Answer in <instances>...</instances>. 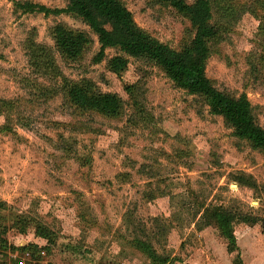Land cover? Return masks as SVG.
<instances>
[{
	"label": "rangeland",
	"instance_id": "rangeland-1",
	"mask_svg": "<svg viewBox=\"0 0 264 264\" xmlns=\"http://www.w3.org/2000/svg\"><path fill=\"white\" fill-rule=\"evenodd\" d=\"M32 1L50 7L67 3ZM121 1L139 27L172 48L179 49L192 36L188 19L170 5ZM224 17L228 16L215 13L213 21ZM229 19L231 26L211 46L206 74L220 90L244 92L264 128L261 18L246 11ZM56 23L89 31L75 16L15 12L10 0H0V98L16 99L18 111L30 118L29 127L13 123L17 134L0 132V200L8 205L2 212L8 217V230L0 264H15L28 252L21 247L29 243L48 246L35 249L26 264H156L134 239L165 257L164 264H185L195 256L241 261L257 243L264 259L260 221H236L240 247L229 249L216 225L201 217L205 207L222 204L263 219L264 154L237 138L221 116L209 112L202 97L175 86L147 59L128 56L125 70L114 73L107 60L122 52L108 47L103 60L95 62L99 44L92 33V44L80 58L65 59L51 37ZM30 35L51 48L64 75L88 78L96 89L119 95L121 113L106 117L68 103L58 83L30 65L25 46ZM32 83L55 90L38 96ZM129 85L134 87L127 90ZM133 97L142 108H134ZM138 109L152 120L144 125L137 118ZM66 146L74 152L68 154ZM239 173L251 175L256 186L237 182ZM16 214L48 226L54 241L34 235L32 224L19 232Z\"/></svg>",
	"mask_w": 264,
	"mask_h": 264
},
{
	"label": "trees",
	"instance_id": "trees-1",
	"mask_svg": "<svg viewBox=\"0 0 264 264\" xmlns=\"http://www.w3.org/2000/svg\"><path fill=\"white\" fill-rule=\"evenodd\" d=\"M10 1L15 12H41L44 15L64 13L79 18L87 25L89 31L71 29L63 23H56L51 28L55 48L65 59L80 58L86 47L92 44V33L99 44L98 51L93 57L95 62L103 60L108 47H116L122 52L107 60L108 68L114 73L120 74L125 70L128 56L151 61L175 86L189 94L202 97L209 112L221 116L225 124L232 128V133L237 138L246 141L252 148L264 154V128L257 122L253 105L247 95L244 92L234 95L229 91L218 89L206 74L207 60L212 51L211 46L220 39L221 31L231 26L229 16H239L250 11L256 17L261 18L259 33L264 37V0H192L191 2L157 0L172 6L190 23L192 36L179 49L170 47L139 27L131 11L121 0H67L63 7H50L32 0ZM215 13L228 17L214 22ZM33 32H35L34 29H32ZM25 46L33 70L43 77H51L53 82L58 83L63 96L76 109L94 111L106 117H116L121 113L122 100L119 95L96 89L95 84L88 78L74 80L64 75L56 66L51 48L36 42L33 35L28 37ZM249 64L253 70H256L255 63ZM27 80L26 78L25 83ZM31 87L35 88L38 96L49 93V90H55L54 86L47 87L43 83H32ZM132 87L134 85H129L126 89ZM132 99L131 103L134 108L141 107L135 97ZM17 102L16 99L0 98V115L4 116V122L0 124V132L17 134L13 128L14 122L24 127L30 126V118L18 111ZM136 115L144 125L152 120L151 115L143 109H138ZM65 150L68 154L74 152L71 146H66ZM234 179L243 185L256 186L252 176L246 173H239ZM7 206L5 201L0 200V247L7 244L4 234L8 230L5 222L8 217L2 213ZM201 217L205 223L216 225L220 234L228 241L229 249L237 247L233 228L236 221L252 224L260 221L264 232V218L259 219L249 213L229 209L222 204H211L205 207ZM13 220L16 221L15 226L21 233L26 232L32 224L34 235L42 237L47 243L55 239L52 229L31 216L16 214ZM133 243L152 262L156 264L166 262L167 259L158 255L145 241L134 239ZM26 246L21 249L33 255L35 249H46L48 245L29 243Z\"/></svg>",
	"mask_w": 264,
	"mask_h": 264
},
{
	"label": "crops",
	"instance_id": "crops-1",
	"mask_svg": "<svg viewBox=\"0 0 264 264\" xmlns=\"http://www.w3.org/2000/svg\"><path fill=\"white\" fill-rule=\"evenodd\" d=\"M235 235V233H234ZM235 239H236V236H235ZM260 243H257L255 245V247H251L252 251L250 250H246V257L245 259L241 260V261H236L234 259H231V257H222V258H218L215 260V258L213 260H208L207 257L204 258H200L199 256H195L194 260H191V261H184L185 264H263L264 263V259L261 257V254L263 253L261 251L262 248H260L259 245ZM236 245H237V248L240 247L238 244H237V241H236ZM257 245L258 248L256 247ZM256 250H255V249ZM197 260V262H196ZM194 261V262H192Z\"/></svg>",
	"mask_w": 264,
	"mask_h": 264
},
{
	"label": "built area",
	"instance_id": "built-area-1",
	"mask_svg": "<svg viewBox=\"0 0 264 264\" xmlns=\"http://www.w3.org/2000/svg\"><path fill=\"white\" fill-rule=\"evenodd\" d=\"M23 256L20 258V259H18L16 262H15V264H26V258L29 256V253L28 252H25L24 254H22Z\"/></svg>",
	"mask_w": 264,
	"mask_h": 264
}]
</instances>
